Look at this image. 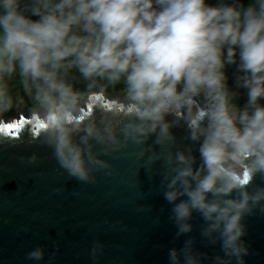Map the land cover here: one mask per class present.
I'll return each instance as SVG.
<instances>
[{"label":"clouds","instance_id":"1","mask_svg":"<svg viewBox=\"0 0 264 264\" xmlns=\"http://www.w3.org/2000/svg\"><path fill=\"white\" fill-rule=\"evenodd\" d=\"M232 64L247 94L242 107L227 83ZM262 101L264 0H0V121L28 106L62 167L92 182L93 166L110 165L91 142L122 147V115L132 117L120 129L124 140L136 143L154 133L158 143L171 139L175 122L167 117L183 115L191 139L201 142L202 163L194 168L190 151L177 152L164 196L174 205L177 235L192 231L193 212L207 222L202 235L223 252L214 264H246L242 221L264 208V187H247L264 173ZM89 105L105 111L99 123L81 118ZM192 245L170 249V264H203ZM28 258L40 261L44 250Z\"/></svg>","mask_w":264,"mask_h":264},{"label":"water","instance_id":"2","mask_svg":"<svg viewBox=\"0 0 264 264\" xmlns=\"http://www.w3.org/2000/svg\"><path fill=\"white\" fill-rule=\"evenodd\" d=\"M104 115L94 105L88 119L99 123ZM20 119L26 123L17 136L0 131V264H170V249H182L188 240L203 264H214L223 255L219 242L202 235L207 222L198 212L188 221L192 231L177 235L174 205L164 196L177 152L190 151L194 168L202 163L201 142L191 139L183 115L167 117L175 122L172 137L160 143L155 133L141 143L124 140L120 129L132 117L122 115L116 129L122 147L91 142L93 153L110 165L93 166L92 182L62 167L31 114L20 113L11 123ZM247 187H264V173ZM242 223L249 248L246 264H264V208L257 206ZM37 248L44 250V258L29 259Z\"/></svg>","mask_w":264,"mask_h":264},{"label":"trees","instance_id":"3","mask_svg":"<svg viewBox=\"0 0 264 264\" xmlns=\"http://www.w3.org/2000/svg\"><path fill=\"white\" fill-rule=\"evenodd\" d=\"M210 3H216L217 0H209ZM250 2V0H242V3L247 5ZM33 19H38V17H32ZM226 74L228 76V86L233 89L234 91L238 92V97L236 102L242 106V104L244 102L247 101V94H246V90L243 88H237L236 86V82H235V78L236 76L239 74L237 73V66L235 64L232 65H228L225 69ZM80 85V82L78 83L77 87ZM262 103H264V101H262Z\"/></svg>","mask_w":264,"mask_h":264},{"label":"rangeland","instance_id":"4","mask_svg":"<svg viewBox=\"0 0 264 264\" xmlns=\"http://www.w3.org/2000/svg\"><path fill=\"white\" fill-rule=\"evenodd\" d=\"M77 75H78V73H77ZM78 83L79 82H77L76 83V86L78 85ZM14 85H17V86H15V91H20V87H19V84H18V78L14 81ZM16 87H17V89H16ZM78 87H83V85H82V83H80V85L78 86ZM123 87V85L121 84V85H118V86H116V88H109L108 89V92H107V94H106V97H105V99H108V100H113V99H115L117 96H118V94H119V91H120V89ZM246 102H244L243 104H242V106L245 104ZM241 106V107H242ZM85 108H86V106H85ZM20 113H26L27 115L28 114H31L30 113V111H29V107L28 106H23V107H21L19 110H13V111H11V112H8L7 114H5V116L3 117V119H5V123H11L12 121H13V119L14 118H18V115L20 114Z\"/></svg>","mask_w":264,"mask_h":264},{"label":"snow or ice","instance_id":"5","mask_svg":"<svg viewBox=\"0 0 264 264\" xmlns=\"http://www.w3.org/2000/svg\"><path fill=\"white\" fill-rule=\"evenodd\" d=\"M111 105H108V107H110ZM92 108H93V105H89L88 106V111H85L83 114H82V116H81V118H83L84 116H87L88 114H90V112H91V110H92ZM24 123H26V121L24 120V119H20L18 122H16V123H8V129H9V133L10 134H15V136H17L18 135V129L21 127V125H23Z\"/></svg>","mask_w":264,"mask_h":264},{"label":"flooded vegetation","instance_id":"6","mask_svg":"<svg viewBox=\"0 0 264 264\" xmlns=\"http://www.w3.org/2000/svg\"><path fill=\"white\" fill-rule=\"evenodd\" d=\"M15 81V80H14ZM14 81H12V84H13V91L15 92V86H17V85H14ZM16 89H17V87H16ZM26 116H29L30 114H26V113H24ZM2 120H4L5 121V119H2Z\"/></svg>","mask_w":264,"mask_h":264}]
</instances>
